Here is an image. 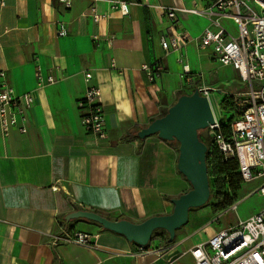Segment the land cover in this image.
Returning a JSON list of instances; mask_svg holds the SVG:
<instances>
[{"label": "crops", "instance_id": "crops-1", "mask_svg": "<svg viewBox=\"0 0 264 264\" xmlns=\"http://www.w3.org/2000/svg\"><path fill=\"white\" fill-rule=\"evenodd\" d=\"M4 1L0 73L5 78L0 85L5 81L19 96L33 93L35 101L27 112L26 134L14 128L3 137L0 131V264H194L192 250L227 229L209 226L213 215H221L211 208L201 212L204 216L191 210L173 244L152 241L159 255L135 254L136 244L126 236L89 221L67 223L66 216L93 211L139 224L172 214V201L191 190L178 169L175 146L158 135L140 139L137 134L174 105L181 92L224 83L215 77L208 86L195 70L199 64L213 68L219 63L212 49L189 43L182 54L192 74L183 78L179 54L161 46L162 37L171 35L163 7L206 10L217 0H130L127 17L100 2L99 12L108 17L99 24L84 17L88 0H72L70 8L59 0ZM179 18L193 39L209 25L206 18ZM60 25L66 36L58 35ZM224 25L235 31L230 22ZM155 64L164 72L152 84L144 68ZM38 70L45 80L54 75L56 83L38 88ZM86 72L101 90L106 139L82 125L79 102L89 89ZM244 89L224 93L219 88L218 94L238 96ZM67 229L95 236L92 246H54L53 237Z\"/></svg>", "mask_w": 264, "mask_h": 264}, {"label": "built area", "instance_id": "built-area-1", "mask_svg": "<svg viewBox=\"0 0 264 264\" xmlns=\"http://www.w3.org/2000/svg\"><path fill=\"white\" fill-rule=\"evenodd\" d=\"M70 8L72 0H59ZM91 6L84 17H89L99 24L107 19L106 14L98 10L100 2H107L111 9L119 11L122 16L130 15L129 0H88ZM5 1L0 0V7ZM163 11L171 23V35L163 36L161 46L166 53L179 54L177 62L181 65L183 78L192 72L185 62L183 49L191 42H196L199 49H212L217 61L225 67L233 68L246 86V93L236 95L244 101L240 119L235 120L229 129V134L223 132L222 123L215 118V123L209 126L213 145L220 151L224 160H236L243 182H259V186L250 195L257 193L264 199V0H217L206 10L197 7L178 9L163 7ZM179 14H188L209 19V25L197 39H193L184 29ZM224 21L230 22L235 31L231 32ZM68 31L60 25L59 36H66ZM97 39V38H96ZM115 38L109 39L114 44ZM144 71L150 83L162 77L164 68L161 64L145 66ZM4 79L5 74L0 73ZM93 75L85 73V81L89 84L85 97L79 102L83 112L82 125L85 130L102 140L108 137L103 109L99 104L101 90L91 85ZM56 83L54 75L46 80L38 70V88ZM201 96L207 97L211 103L214 89L199 87ZM33 93L17 95L15 90L5 81L0 85V131L7 137L14 128L22 134L27 133V112L34 105ZM230 209H238L237 203ZM223 214V213H222ZM95 236L86 232H70L64 230L54 236L52 244H75L91 247ZM152 243V242H151ZM136 244L135 254H157L159 249ZM194 264H264V209L245 220H239L234 226L221 230L203 245L192 250ZM168 264H174L169 261Z\"/></svg>", "mask_w": 264, "mask_h": 264}, {"label": "water", "instance_id": "water-1", "mask_svg": "<svg viewBox=\"0 0 264 264\" xmlns=\"http://www.w3.org/2000/svg\"><path fill=\"white\" fill-rule=\"evenodd\" d=\"M214 123L212 105L197 89L191 95L178 98L165 116L157 118L137 134L140 139L158 135L165 141L179 143L178 169L192 188L172 201L175 208L172 214L152 217L136 224L124 219L110 220L93 211L79 210L66 216V222L78 219L91 221L106 230L126 236L130 242L140 246L149 245L156 230H164L172 243L176 232L188 223L190 211L205 206L210 199L209 151L208 146L200 140L199 131L208 129Z\"/></svg>", "mask_w": 264, "mask_h": 264}, {"label": "rangeland", "instance_id": "rangeland-1", "mask_svg": "<svg viewBox=\"0 0 264 264\" xmlns=\"http://www.w3.org/2000/svg\"><path fill=\"white\" fill-rule=\"evenodd\" d=\"M194 63L195 62L191 63L193 69L195 66ZM180 68L182 69L181 65H180ZM195 70L201 74L202 81L205 82L206 85L208 86L213 84L212 81L215 79V77L224 81V83L219 82V83L214 84L213 86L214 88H212L214 89V92L211 94V103H212V108H213L215 118L219 122L227 121L228 118L230 117V113L223 112L222 111L223 107L221 105V102L226 97V94L224 93H230L229 89L231 90V93L232 92L235 93L237 91H245L244 89L245 84L241 82L236 72L232 71L233 69L227 71L226 69H223L219 63L216 66H213V68L212 67L206 68V67L200 66L199 64V68ZM181 73L182 71H180V74ZM225 87H229V89L227 90L225 89ZM219 88H222L224 92L221 94V96H219L218 94ZM217 103H219V108L217 106ZM202 136H204L203 138L207 139L208 142L210 141L211 135H210L209 128L204 130ZM258 183L259 182H253V183L251 182V184L244 183V185L239 190H232L233 199L238 201L237 211L228 209L225 213L221 215H213V217H211L209 226H211L212 228L216 230L220 228L221 229L228 228L229 226H234L239 220H245L251 217L252 215L259 213L261 210H263L264 209V199L260 197V195L257 193L253 194L252 196L250 195V192L252 193L259 186ZM209 208H211L210 205L202 208L201 211L196 209L191 212H192V215L197 214L199 216H204L203 213L201 212L204 210H209ZM158 234L160 235V237L163 236L162 243L166 244L165 243L166 235L162 232H159Z\"/></svg>", "mask_w": 264, "mask_h": 264}, {"label": "trees", "instance_id": "trees-1", "mask_svg": "<svg viewBox=\"0 0 264 264\" xmlns=\"http://www.w3.org/2000/svg\"><path fill=\"white\" fill-rule=\"evenodd\" d=\"M130 1V0H129ZM194 92L187 94L181 92L179 94L180 98L183 95H191ZM244 101L242 98L237 99L235 95H227L225 99L221 102L222 111L226 113H230V117L227 121H223L222 128L225 134H229V129L231 124L241 118L243 112V105ZM242 104V105H241ZM168 112V109H164L162 112V116H165ZM156 120V119H155ZM154 121V120H153ZM204 130L199 131L200 140L203 141L208 146V153H207V165H208V175H209V183H210V199L208 203L204 206H211L212 211L215 214H222L225 213L228 209H230L233 205H235L238 201L233 199L232 190H239L243 185V179L240 174L238 164L236 160H228L225 161L220 151L213 145L212 140L208 142L207 139H204L202 136ZM175 146V148L179 151V143L176 141L169 142ZM121 218L119 220H123ZM81 219L74 220L80 221ZM88 222L87 220H83ZM71 222V221H70ZM69 223V222H67ZM89 223L95 224L94 222L89 221ZM103 228V227H102ZM162 232L166 235L165 243L166 244H173L175 240L170 243L169 242V234L164 230H156L153 233L152 241L159 240L163 241L162 237L158 234Z\"/></svg>", "mask_w": 264, "mask_h": 264}]
</instances>
